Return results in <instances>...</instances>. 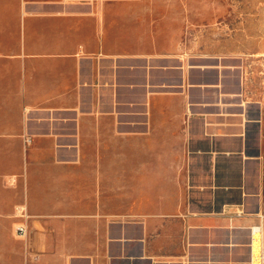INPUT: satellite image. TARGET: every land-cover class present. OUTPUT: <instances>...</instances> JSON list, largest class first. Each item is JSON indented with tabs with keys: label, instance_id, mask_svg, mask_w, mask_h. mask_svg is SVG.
<instances>
[{
	"label": "crops",
	"instance_id": "crops-1",
	"mask_svg": "<svg viewBox=\"0 0 264 264\" xmlns=\"http://www.w3.org/2000/svg\"><path fill=\"white\" fill-rule=\"evenodd\" d=\"M160 4L0 0V264H261L264 119Z\"/></svg>",
	"mask_w": 264,
	"mask_h": 264
},
{
	"label": "rangeland",
	"instance_id": "rangeland-1",
	"mask_svg": "<svg viewBox=\"0 0 264 264\" xmlns=\"http://www.w3.org/2000/svg\"><path fill=\"white\" fill-rule=\"evenodd\" d=\"M174 2L153 7L174 16L157 28L177 31L188 62L219 69L208 79L241 95L250 117L264 119V0Z\"/></svg>",
	"mask_w": 264,
	"mask_h": 264
},
{
	"label": "built area",
	"instance_id": "built-area-1",
	"mask_svg": "<svg viewBox=\"0 0 264 264\" xmlns=\"http://www.w3.org/2000/svg\"><path fill=\"white\" fill-rule=\"evenodd\" d=\"M251 229H252V233L254 236L256 232H261L262 234L264 231V224L263 222H260L259 224L253 225ZM16 231L20 235H26L28 233V226L24 223H20L16 226ZM260 257H261V264H264V243L262 244V247H261ZM252 264H255L254 261H252Z\"/></svg>",
	"mask_w": 264,
	"mask_h": 264
}]
</instances>
